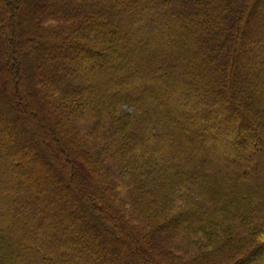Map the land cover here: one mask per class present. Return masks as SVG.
Here are the masks:
<instances>
[{
    "label": "trees",
    "instance_id": "1",
    "mask_svg": "<svg viewBox=\"0 0 264 264\" xmlns=\"http://www.w3.org/2000/svg\"><path fill=\"white\" fill-rule=\"evenodd\" d=\"M44 260L264 264V0H0V264Z\"/></svg>",
    "mask_w": 264,
    "mask_h": 264
},
{
    "label": "rangeland",
    "instance_id": "2",
    "mask_svg": "<svg viewBox=\"0 0 264 264\" xmlns=\"http://www.w3.org/2000/svg\"><path fill=\"white\" fill-rule=\"evenodd\" d=\"M242 48H244V45H243V47ZM47 262V260H44V264Z\"/></svg>",
    "mask_w": 264,
    "mask_h": 264
}]
</instances>
